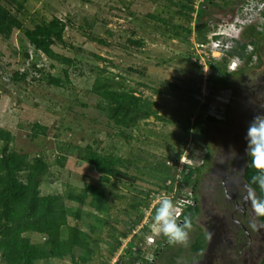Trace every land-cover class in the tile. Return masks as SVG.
<instances>
[{
	"label": "rangeland",
	"instance_id": "rangeland-1",
	"mask_svg": "<svg viewBox=\"0 0 264 264\" xmlns=\"http://www.w3.org/2000/svg\"><path fill=\"white\" fill-rule=\"evenodd\" d=\"M19 1L22 6L10 3L9 8L24 27H33L53 17L65 21L63 40L52 47L71 62H58L35 49L22 29H15L10 37L0 35V128L10 130L13 135L10 150L27 153L31 159L35 156L43 158L48 167L40 176L41 194H60L68 206L81 209L82 218L70 217V224L77 223L88 232L91 225H96L92 216L95 211L88 204L90 197L84 205L68 198L70 193H79L85 182L103 186L113 200L111 214L105 217L107 222L91 234L98 241L90 264H116L122 257L127 262L133 256L137 261L132 264H147L145 255L149 250L136 248L129 252L128 247L132 242H145L160 199L176 200L171 196H177L178 192L173 194V190L168 193L160 189L164 185L161 180L163 163L171 167L172 178L167 179L166 184L180 185L182 191L183 164L190 161L196 167L193 177L198 178L200 212L188 232L187 242L169 244L156 256L154 264H187L195 260L202 252L205 231L209 239L218 237L223 226L232 223V208L222 194L221 177L210 178L212 169H217L220 155L230 151L231 147L236 152L245 148L248 123L253 119L258 103L264 101V84L260 88L257 84L264 79V37L256 35L255 40L262 44L258 53L260 63L247 61L240 72L232 74L229 62L225 61L227 72L231 73L232 88L236 89L231 116L221 124L207 119L210 105L219 110L214 113L224 115L230 90L208 93L203 81L210 75L212 63L219 65L222 60L213 51L215 56L211 55L210 64L203 66L200 57L196 56L202 49L199 43L208 41L207 36L222 21L231 19L242 0L238 3L230 0L226 6L225 0H214L213 3L194 0L193 18L189 22L179 12L187 0ZM203 2L206 6L201 14L208 21V28L201 36L195 26ZM257 20L255 23L260 26L263 20ZM187 23L191 32L180 26ZM251 38L247 33L240 35L239 40L249 42ZM240 60L241 66L245 60ZM16 72L21 78L16 77ZM99 72L116 75V81L126 88H135L151 99L159 116L141 119L129 128L117 126L100 108L102 98L92 90ZM48 75L61 78L63 85L50 84ZM172 83L177 84V88H173ZM258 112H264V107ZM35 122L46 125L47 132L34 135ZM88 144L102 154H114L128 160L123 170L136 179L133 182L113 179L111 183H104L91 164L77 157ZM2 145L0 139V152ZM208 146L214 148L212 159L206 163L208 168L198 173L197 167H201ZM243 164L230 178L232 184H237L243 193L251 191L257 198L241 175ZM146 196L150 199L148 205H136ZM249 209L252 210L251 204ZM140 215L141 219L134 226ZM130 227L132 241L124 239L122 248V231ZM145 227L148 230H144ZM63 229L65 235L66 227ZM27 235L32 242L44 240L36 232ZM116 238L121 244L114 249ZM81 253L80 248H74L75 257ZM35 264H73V261L71 256H65L36 260Z\"/></svg>",
	"mask_w": 264,
	"mask_h": 264
},
{
	"label": "trees",
	"instance_id": "trees-1",
	"mask_svg": "<svg viewBox=\"0 0 264 264\" xmlns=\"http://www.w3.org/2000/svg\"><path fill=\"white\" fill-rule=\"evenodd\" d=\"M209 1L210 3L214 2V0ZM236 1L237 3L239 2V0ZM230 2V0H225V6ZM10 3L22 6L19 0H0V35L10 37L15 29H22L26 38L35 49L58 62H71L70 58L56 52L52 47L55 42L63 40L67 25L65 21L58 17H53L51 20L35 24L33 27H24L23 22L9 8ZM193 3L194 0H187L180 6L179 12L186 16V22L193 18L191 15ZM205 6L203 2L197 12L198 18H196L195 29L198 30L201 36L205 35L208 28V21L204 20L201 14V10ZM185 9L188 10L187 13ZM151 16L153 18L156 17L153 14ZM180 26L183 30L191 32V27L188 23ZM252 28V26H249L245 30V34L252 35V32L250 33ZM134 42L142 44L141 41ZM251 42L253 40L250 42H239L230 54H237L241 58H250L251 55L247 52V48ZM211 67L209 76L210 89L217 91L232 86L231 73L226 71L224 62H220L219 65L212 63ZM100 72L103 71L101 70ZM100 72L94 79L92 90L102 98V103L99 105L100 108L108 119L117 126L129 128L136 125L141 119L159 116L158 111L153 107L151 99L138 93L135 88H126L121 82L116 81V75H109V73L106 75ZM65 73L67 76V71ZM15 74L16 77L21 78L19 72ZM22 76H25L24 73ZM48 81L56 86L63 85L61 78L52 75H48ZM171 85L173 88H177V84L172 83ZM207 119L217 123L221 122L210 115L207 116ZM32 128L34 135L45 134L48 129L46 125H42L39 122L33 123ZM0 139L3 142L0 152V258L2 264H35L36 260L61 259L65 256H71L73 264H90L97 251L96 243L98 241L91 234L107 222L105 217L110 216L113 208V200L106 193L103 186L85 182L83 189L79 193L68 194V198L79 205H84L87 202L86 199L90 197L88 204L95 211L92 216L96 220V225H91V231L88 232L77 223H69L70 217L76 220L82 218L80 208L68 206L60 194H41L39 188L40 176L48 167L43 158L35 156L31 159L27 153L10 150L9 143L12 141L13 135L8 129L0 128ZM77 157L91 164L100 173L104 183H111L113 179L130 180L132 182L136 179L126 170H123V167H126L127 163H129L128 160H124L121 156L114 154H102L90 144L83 147L77 153ZM188 168L189 170L184 173L180 184L183 186L188 184L194 190L195 184H197V179L193 177L196 167L188 166ZM162 170L161 180L164 185H161L160 189H165L169 193V191L174 190L173 184H166L167 179L172 178L170 174L171 167L164 162ZM256 172L257 170L251 167L250 158L248 157L244 177L255 190L257 198H264V193L260 191L258 185L251 182V177ZM178 188H181V186L177 185ZM149 200L146 196L145 200L138 201L136 205H148ZM185 210L182 214V220L187 216L190 218L192 226L195 224V219L200 212L199 204H188ZM259 218L264 221V216H259ZM140 219L141 215L136 217L133 225L135 226ZM150 224L151 228L153 225L152 219ZM64 227H66L65 235ZM132 227L122 231V237H127ZM146 228L148 227H145L144 230H148ZM28 232L39 233L44 237V240L42 242H32L27 235ZM120 244L121 241L116 238L114 249H117ZM133 244H135V247H128L129 252L136 251V248H139L138 243L132 242L131 245L133 246ZM168 245L169 243L166 242L164 246H160L155 250V261L158 258L156 256L160 255L162 249ZM74 248L82 250L78 257L73 254ZM122 258L116 261V264H132L137 261L135 256L128 259L127 262Z\"/></svg>",
	"mask_w": 264,
	"mask_h": 264
},
{
	"label": "flooded vegetation",
	"instance_id": "flooded-vegetation-1",
	"mask_svg": "<svg viewBox=\"0 0 264 264\" xmlns=\"http://www.w3.org/2000/svg\"><path fill=\"white\" fill-rule=\"evenodd\" d=\"M260 24V26L256 23L250 25L253 27L250 31V33L252 32L251 37H253L250 41L253 40V42L249 43L250 49L248 51L251 57L242 59L245 61L239 67V72L247 61H249L250 64L253 62L255 64L257 61L260 63L258 53L262 48V44L261 41L255 40L256 35L264 37V21ZM243 30L241 32L242 36L245 34V30ZM263 80L264 79L257 83L259 88L264 84ZM232 86L230 88V93L228 94L229 99L224 110L223 119L220 120L221 122H219V124L223 123L227 117L229 118L231 116L230 108L236 102V89L232 88ZM263 107L264 101L259 102L254 110V116L257 114V111ZM246 148L247 143L245 142V148L239 149L237 151L238 153L231 147L230 151L220 155L221 159L217 162V169H212L210 176V178L217 176L221 177L222 194L227 198L228 204L232 208L230 209L232 223L224 225V229H222V232L218 237L212 236V238L209 239V235L205 231L206 236L202 252L199 256L197 254L195 260L190 261L187 264H195L194 261H196L197 264H264V221H262L259 216L254 215L253 209H249L251 204L249 194L241 192L240 187L237 184H232L231 180L233 175L240 171V167L243 164L241 161H244L241 175L247 186L253 189L244 177V170L248 163ZM213 149V147L206 149L202 165L201 167H197L198 173H200L202 169L208 168L206 163L208 160L212 159L211 155ZM194 195V202L199 204L200 208L197 184H195Z\"/></svg>",
	"mask_w": 264,
	"mask_h": 264
},
{
	"label": "clouds",
	"instance_id": "clouds-1",
	"mask_svg": "<svg viewBox=\"0 0 264 264\" xmlns=\"http://www.w3.org/2000/svg\"><path fill=\"white\" fill-rule=\"evenodd\" d=\"M233 17L234 16H232V18ZM250 25L251 24L246 25L244 26V28L247 29ZM241 32L242 31H240L238 35L237 34L228 35L227 37L223 39L224 43H226V41L227 42L232 41L234 43L233 47L228 52L229 54L231 51H233V49L236 48L239 42L241 43V41L239 40ZM249 47H250V44H248L247 52L249 51ZM230 57L231 58L229 59L219 58V60H222V62H224L226 71H227V63L229 62L228 68L230 69L231 73H234L238 71L240 67L239 62L241 61L240 59H243V58H241L237 54L236 55L230 54ZM232 59L238 60V63L234 68L230 67ZM230 88L231 87L223 88V89L217 90V92L222 93L224 89L230 90ZM210 91L214 92V90L212 89H210ZM217 95L216 97L221 98ZM228 99L229 98H227L226 104L228 103ZM209 115L213 116L210 113ZM215 118L218 120H221L223 117L222 118L215 117ZM245 139L247 143L246 154L250 158V165L252 168L257 170L256 174H254L251 177V182L257 184L260 191L264 193V112H258L253 117V119L248 123ZM249 197L251 200V206H252L254 215L264 216V198H256L251 191L249 192ZM179 215H180L179 209L172 199L165 197L159 200V205L155 209V213L152 217V220L155 225L159 226L160 232L163 234V236L166 238L169 244H173V245L183 244V243H186L188 240V232L191 228L190 218L185 216L183 220H178ZM152 227H151V231L149 234L152 233ZM149 234H146V235H149ZM128 237L129 235L124 238H128ZM131 247L133 246L131 245ZM138 249H141V246H139Z\"/></svg>",
	"mask_w": 264,
	"mask_h": 264
},
{
	"label": "built area",
	"instance_id": "built-area-1",
	"mask_svg": "<svg viewBox=\"0 0 264 264\" xmlns=\"http://www.w3.org/2000/svg\"><path fill=\"white\" fill-rule=\"evenodd\" d=\"M263 20L264 21V0H242V3L239 5L238 10L236 11V14L234 17L230 20H225L222 21L215 30H213L210 34L208 35V41L202 40L199 43V46L201 49L196 56L202 60V65L210 64V58L211 55H213V51L218 53L217 58H231L230 54L228 53L229 50L233 47L234 43L232 41H229L226 43L223 42V39L227 37L228 35H233L240 33V31L244 28V26L253 24L257 22L258 20ZM233 30H235L233 32ZM237 31V32H236ZM236 36V35H235ZM209 61L207 62L206 61ZM238 63V60L232 59L230 67L234 68ZM207 67V66H206ZM204 71L206 72L205 67ZM210 76V75H209ZM209 76L205 77L206 81H203V83H206V86L208 87V93L210 94V82H209ZM203 96H206V94H203ZM214 112H219V110L211 105L209 107V113L217 118H222V115H218L217 113ZM186 159V157H184ZM185 162V161H184ZM192 163L190 161H186L183 164V168L185 171L184 173L188 170V166H193L191 165ZM186 167V168H185ZM195 167V166H193ZM182 169V168H181ZM181 182V181H180ZM184 189L180 191L181 189L178 188L177 186L174 187L173 194L177 193V196H171L172 198L176 199L174 200L175 204L177 205L179 209L180 215L178 216V220H182V214L186 211V207L188 204H194V190L193 187L190 185H184L182 186ZM180 192V193H179ZM182 192V193H181ZM152 233L149 235L145 236V242L138 243L139 246H141V249H147L149 252L145 255L147 264H153L155 262V250L160 247L164 246L165 243L167 242L166 238L163 236V234L160 232L158 225H155L153 223L152 225ZM135 233V231H133ZM132 233V235L134 234ZM127 241H131L130 237L124 238ZM122 240V248L124 246Z\"/></svg>",
	"mask_w": 264,
	"mask_h": 264
}]
</instances>
